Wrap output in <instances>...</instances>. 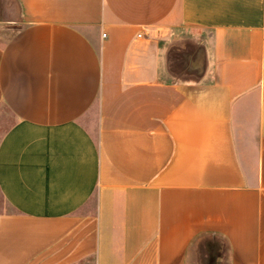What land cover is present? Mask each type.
Returning a JSON list of instances; mask_svg holds the SVG:
<instances>
[{
  "label": "crops",
  "instance_id": "0c3cea01",
  "mask_svg": "<svg viewBox=\"0 0 264 264\" xmlns=\"http://www.w3.org/2000/svg\"><path fill=\"white\" fill-rule=\"evenodd\" d=\"M0 103V264H264V0H0Z\"/></svg>",
  "mask_w": 264,
  "mask_h": 264
},
{
  "label": "rangeland",
  "instance_id": "374dc122",
  "mask_svg": "<svg viewBox=\"0 0 264 264\" xmlns=\"http://www.w3.org/2000/svg\"><path fill=\"white\" fill-rule=\"evenodd\" d=\"M96 107H93L90 111V113L93 117H95L96 113ZM92 117V118H93ZM90 118V117H89ZM15 120V117L9 112V110L2 104L0 103V137L2 133L5 131V129ZM93 120V119H91ZM8 205L5 203L3 200L2 196L0 195V211L7 210ZM85 264H92V259H87L85 261Z\"/></svg>",
  "mask_w": 264,
  "mask_h": 264
},
{
  "label": "built area",
  "instance_id": "2783aa9c",
  "mask_svg": "<svg viewBox=\"0 0 264 264\" xmlns=\"http://www.w3.org/2000/svg\"><path fill=\"white\" fill-rule=\"evenodd\" d=\"M104 34V33H103Z\"/></svg>",
  "mask_w": 264,
  "mask_h": 264
}]
</instances>
